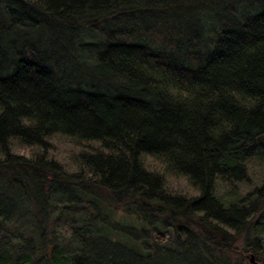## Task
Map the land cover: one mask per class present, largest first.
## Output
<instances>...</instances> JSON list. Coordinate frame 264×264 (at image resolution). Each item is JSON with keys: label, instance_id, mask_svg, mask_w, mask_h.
I'll use <instances>...</instances> for the list:
<instances>
[{"label": "trees", "instance_id": "1", "mask_svg": "<svg viewBox=\"0 0 264 264\" xmlns=\"http://www.w3.org/2000/svg\"><path fill=\"white\" fill-rule=\"evenodd\" d=\"M222 1L0 0V264L183 227L200 264H264V0Z\"/></svg>", "mask_w": 264, "mask_h": 264}, {"label": "rangeland", "instance_id": "2", "mask_svg": "<svg viewBox=\"0 0 264 264\" xmlns=\"http://www.w3.org/2000/svg\"><path fill=\"white\" fill-rule=\"evenodd\" d=\"M224 3L233 5L237 0H223ZM222 1V2H223ZM244 12L245 8H240L239 12ZM6 27L1 26L0 27V39L3 43L9 42L11 40V35L10 33L8 34L5 30ZM202 45V44H200ZM71 77L75 79L76 82V77L78 75L75 73V68L70 71ZM82 77L79 74V77L77 78L80 79ZM261 171V170H259ZM121 214V213H120ZM133 222H128L127 224L131 227L136 228V225L139 224H132ZM125 226H120L119 228L124 230ZM139 227H141L139 225ZM169 231H171V227H167ZM240 236V235H239ZM238 237H230L233 240H229L231 245L233 247L239 248V246H242L245 240L243 237L239 238ZM121 238V239H120ZM120 238H118V242L116 243H111L108 244L106 247V240L97 237L99 243V248L103 249L102 251L107 253H113L114 255H119L121 262L124 264H200L199 263V258L204 257V254L206 253L205 247L200 245L199 241L196 240V238L190 234H188L186 228H181L180 232V237L179 239L168 243L166 248L163 247H157L151 255H146L145 250L143 249L142 246H139L131 241V239L128 238L127 233H121ZM130 240V241H129ZM204 249V251L202 250ZM205 252V253H204ZM250 254L247 255V262L246 264H253L250 261L249 258ZM231 263L235 264L236 263V256L231 255L230 256ZM204 264H209L206 261Z\"/></svg>", "mask_w": 264, "mask_h": 264}, {"label": "water", "instance_id": "3", "mask_svg": "<svg viewBox=\"0 0 264 264\" xmlns=\"http://www.w3.org/2000/svg\"><path fill=\"white\" fill-rule=\"evenodd\" d=\"M249 258H250V261L253 263V264H259V262L258 261H256V257H255V254H250V256H249Z\"/></svg>", "mask_w": 264, "mask_h": 264}]
</instances>
